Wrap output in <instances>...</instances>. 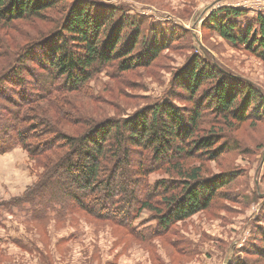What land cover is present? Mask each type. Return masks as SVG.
I'll list each match as a JSON object with an SVG mask.
<instances>
[{"label":"trees","instance_id":"trees-1","mask_svg":"<svg viewBox=\"0 0 264 264\" xmlns=\"http://www.w3.org/2000/svg\"><path fill=\"white\" fill-rule=\"evenodd\" d=\"M55 10L60 18L48 31L24 33L23 24H48ZM245 13L221 8L208 26L264 61V15L242 27L236 20ZM160 43L120 8L92 0H0V155L18 146L42 170L26 198L58 197L70 209L128 227L146 210L157 236L211 205L229 180L203 178L188 160L216 161L228 144L218 134L198 136V123L207 110L237 125L264 117V93L253 83L203 52L175 79L191 110L168 97L127 118H91L78 103L94 100L91 84L109 68L115 78L150 65L166 46ZM164 167L178 178L150 184L149 175ZM259 235L262 243L245 253L264 261V229Z\"/></svg>","mask_w":264,"mask_h":264},{"label":"rangeland","instance_id":"rangeland-1","mask_svg":"<svg viewBox=\"0 0 264 264\" xmlns=\"http://www.w3.org/2000/svg\"><path fill=\"white\" fill-rule=\"evenodd\" d=\"M92 1L120 8L123 15L141 23L146 36L152 39L155 35L166 46L146 67L115 78L111 77L113 67L100 74L91 84L94 100L85 96L78 101L87 105L89 117L127 118L168 97L191 110L190 101L180 100L188 97L175 79L203 52L213 63L264 93V61L244 46H233L208 26L210 16L224 7L246 12L236 20L242 27L254 25L264 15V0ZM48 17V24L26 23L22 30L31 35L48 31L51 21L60 18L59 12ZM206 113L196 134L220 135L227 141L228 151L216 161L203 157L188 162L202 168L203 178L225 176L229 182L206 210L174 223L170 231L158 236L153 214L146 210L128 227L70 209L67 200L58 197H49V204L37 196L26 198L42 170L18 146L0 155V264H239L246 258L264 264L254 254L245 253L250 250L252 254L251 249L262 243L259 232L264 229V117L237 125L235 120L208 114H214L211 110ZM164 168L149 175L150 184L178 178L169 167Z\"/></svg>","mask_w":264,"mask_h":264}]
</instances>
